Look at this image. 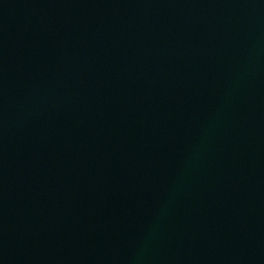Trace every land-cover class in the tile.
Segmentation results:
<instances>
[{
    "label": "water",
    "instance_id": "obj_1",
    "mask_svg": "<svg viewBox=\"0 0 264 264\" xmlns=\"http://www.w3.org/2000/svg\"><path fill=\"white\" fill-rule=\"evenodd\" d=\"M0 248L264 264V0H0Z\"/></svg>",
    "mask_w": 264,
    "mask_h": 264
}]
</instances>
